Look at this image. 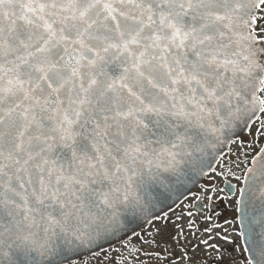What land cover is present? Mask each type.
<instances>
[{
	"label": "snow or ice",
	"instance_id": "1",
	"mask_svg": "<svg viewBox=\"0 0 264 264\" xmlns=\"http://www.w3.org/2000/svg\"><path fill=\"white\" fill-rule=\"evenodd\" d=\"M0 264H264V0H0Z\"/></svg>",
	"mask_w": 264,
	"mask_h": 264
},
{
	"label": "flooded vegetation",
	"instance_id": "2",
	"mask_svg": "<svg viewBox=\"0 0 264 264\" xmlns=\"http://www.w3.org/2000/svg\"><path fill=\"white\" fill-rule=\"evenodd\" d=\"M246 139H251L250 137L245 136ZM258 150V147H257ZM254 154V153H251ZM236 183V181H233ZM222 186V185H221ZM217 210L221 213L220 222L223 223L224 219L232 220L235 215L234 207L230 200H225L223 202H217ZM176 211H179L177 208ZM233 227L238 228V224H234Z\"/></svg>",
	"mask_w": 264,
	"mask_h": 264
},
{
	"label": "water",
	"instance_id": "3",
	"mask_svg": "<svg viewBox=\"0 0 264 264\" xmlns=\"http://www.w3.org/2000/svg\"><path fill=\"white\" fill-rule=\"evenodd\" d=\"M193 190H195V189H193ZM163 211H167V208H164Z\"/></svg>",
	"mask_w": 264,
	"mask_h": 264
}]
</instances>
